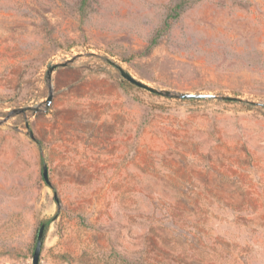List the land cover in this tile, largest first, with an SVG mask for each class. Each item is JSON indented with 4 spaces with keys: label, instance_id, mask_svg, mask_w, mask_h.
I'll return each mask as SVG.
<instances>
[{
    "label": "rangeland",
    "instance_id": "1",
    "mask_svg": "<svg viewBox=\"0 0 264 264\" xmlns=\"http://www.w3.org/2000/svg\"><path fill=\"white\" fill-rule=\"evenodd\" d=\"M47 221L39 264H264V0H0V264Z\"/></svg>",
    "mask_w": 264,
    "mask_h": 264
},
{
    "label": "water",
    "instance_id": "2",
    "mask_svg": "<svg viewBox=\"0 0 264 264\" xmlns=\"http://www.w3.org/2000/svg\"><path fill=\"white\" fill-rule=\"evenodd\" d=\"M66 65H67V62L61 63V64H54V65L49 66L48 70H47V79L48 80L51 79V74L57 67H60V66L64 67ZM119 72H120V75H121L123 81H126V82H128V83H130V84H132L138 88L146 90L150 93H153V94H156L159 96H163V97H167V98H177L180 100H185V99H197V100H199V99H217V100H222V101H226V102H243V100L238 98V97L219 96V95H214V94H195V93H178V94H175V93L168 91V90H158L154 87H151V86L143 83L140 80L133 78L129 73H127L126 71H124L120 67H119ZM51 101H52V93H50L47 96V98L45 99V102L43 103L45 108H48L50 106ZM247 103H249V102H247ZM28 109H31V108L20 109V110L16 111L15 113H24ZM32 111L34 113H36L37 111H39V108L34 107V108H32ZM29 136L31 139H33L32 133H30ZM42 177H43L45 183L49 184L48 172H47L46 166L42 167ZM45 227H46V224L42 223L38 229L35 247H34V252L32 255V264H39V257H40L41 248H42V244H43Z\"/></svg>",
    "mask_w": 264,
    "mask_h": 264
},
{
    "label": "trees",
    "instance_id": "3",
    "mask_svg": "<svg viewBox=\"0 0 264 264\" xmlns=\"http://www.w3.org/2000/svg\"><path fill=\"white\" fill-rule=\"evenodd\" d=\"M48 223H49V221H47V222L45 223V224H46V227H47Z\"/></svg>",
    "mask_w": 264,
    "mask_h": 264
}]
</instances>
